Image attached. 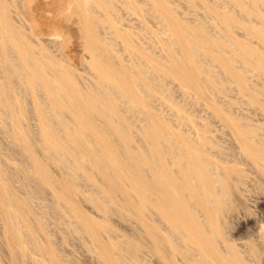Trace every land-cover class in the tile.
I'll return each mask as SVG.
<instances>
[{
    "label": "bare ground",
    "instance_id": "6f19581e",
    "mask_svg": "<svg viewBox=\"0 0 264 264\" xmlns=\"http://www.w3.org/2000/svg\"><path fill=\"white\" fill-rule=\"evenodd\" d=\"M189 1L193 6L196 3ZM204 1L208 6V0ZM164 3L70 0L73 11L67 9V14L78 18L85 38L83 52L88 54L82 64L87 69L82 73L56 61L44 43L16 27H10L11 34L0 39V55H17L0 65V122L6 121L9 138L22 147L27 165L38 176L33 180L43 179L44 188L50 187L57 200H46L42 211L34 210L30 201L29 207L52 232L75 234L85 247L82 249L98 264H255L249 245L238 248L228 232L235 220L231 217L237 209L235 202L244 193L238 187L245 183L246 175L218 159L227 153L222 135L213 132L210 123L198 121L194 109L203 105L245 156L264 165V131L253 120L237 118L234 99L225 100L227 89L233 87L243 102L264 111V88L253 89L251 82L252 77L264 79V55L252 54L253 47L248 45L252 33L251 39L248 33L244 37L248 42L243 40L246 33L242 41L238 34V41H233L240 28L248 31L250 22V26L245 22L246 26L239 27L238 17L210 7L213 22L224 35L233 37L231 41L207 31L205 37L207 27L198 24V29L196 20L191 26L181 20L178 27L169 19L172 32L166 18L173 19V13ZM158 9L169 11L164 21L159 20L166 21L164 25L177 43L169 40L173 36L159 39L153 27L147 26L155 23L157 12L161 13ZM122 10L141 18V31L122 17ZM0 27L4 28L2 21ZM203 34L204 39H198ZM117 44L120 49L115 48ZM158 47L165 50L164 59ZM87 73L89 76L84 75ZM175 88L199 105L190 102L184 107L172 100ZM26 99L36 103L40 126L22 134L19 111L28 104ZM60 108L65 117L56 113ZM174 114L183 123L171 119ZM185 114L194 118L187 119ZM168 116L174 128L164 124L162 117ZM55 167L60 177H69L80 188L91 187L96 195L77 198L78 189L70 190L48 173V168ZM23 172L12 180L21 179L28 187L32 179ZM82 182L89 186L79 184ZM84 202L91 205L92 217L78 209ZM237 203L238 210L245 209L244 203ZM8 214L18 230L6 223L5 232H0V263L20 264L27 257L28 264H63L52 248L40 246L29 232L22 233L26 225L35 226L26 204H12L5 212L0 204L1 220ZM65 214L73 219L71 223ZM48 222L56 227L51 229ZM37 229L40 233L39 226Z\"/></svg>",
    "mask_w": 264,
    "mask_h": 264
},
{
    "label": "rangeland",
    "instance_id": "374dc122",
    "mask_svg": "<svg viewBox=\"0 0 264 264\" xmlns=\"http://www.w3.org/2000/svg\"><path fill=\"white\" fill-rule=\"evenodd\" d=\"M13 1L14 0H0V11H2L5 7V10L0 12V16L1 14H3V18L2 16L0 17V22L2 21V26L4 27V28L0 27V39L6 38L7 35L11 34L10 27H16L17 29L21 30V32H24L28 36L31 35L33 39L34 38L35 40L39 39L40 44L44 43L45 46L48 47V50L50 51L49 54H51L53 57L55 56L56 57V58L54 57L55 59H58L56 61H59L60 63L63 62L62 64L66 65L69 68L71 67L72 70L73 68H75V70L78 69L79 71H81L80 73H82L84 69H87L86 67L82 66V64L87 61L88 54L83 52L82 45L84 44L85 38H84V34H82L81 29H80L81 24L78 23L77 17H75L74 15L73 17L72 16L69 17L68 16L69 14H67L68 11L69 13L73 11L70 8L71 7L70 0H16L15 4L10 6V3ZM163 1L165 2L164 4H168V6H171L173 8L172 9L171 7H169V11L171 9L172 10L171 12L173 13V14L169 13L170 16L173 15L172 17H174L175 19L176 18L178 19V20L176 19L177 21H175L174 18L172 19L171 17L169 18L167 16L166 18L167 22L169 19H171L172 23L177 22L178 24L181 20L182 21L185 20L184 22L186 24H188L187 22H191L188 25L190 24L192 25L197 21V25L196 23L194 25H196L195 27H197L198 29H200L198 27L200 25L198 24H201L207 27V29L206 28L204 29L201 26L202 29H204V33L206 35L205 37H207V34L205 32L207 31V33H209L211 36H216V37L218 35L220 37L223 36L224 38L222 37V39L220 37H217L218 39L220 38L221 40L224 39L223 41L228 42V41H231L230 40L231 38H233V37L230 38L229 37L230 35H224V33L220 31V28L217 27L218 25L215 24L216 21L213 22L209 14V11H212L210 7L212 8L214 7L216 9H218L217 7H220V11H222L221 13L223 12L226 13V14L223 13L224 15L226 16L232 15L235 18L238 17L239 19H242L241 21H239L238 18L237 19L234 18L237 21V23H240L238 25L239 27L240 25L246 26L245 22H247V24L250 22L249 24L251 25V27L252 26L253 27L252 28L249 27L250 25L248 24L249 26H247V28L249 27V29L246 32L244 31L245 28L244 29L242 28L241 30V28L239 29V27H237L239 31L237 29L238 33H236L235 37L233 38L235 40L233 41L237 40L238 35L240 37V39L239 38L238 39L242 41L241 38L244 35V33L246 34L243 36V40H245L244 37L248 36V34L250 36V37L248 36L249 39H251V35H252L253 38L251 40H248L249 42L251 41L250 42L251 44L249 43L248 45H250L251 48L253 47V49H251V52L252 51L255 52L252 54L257 55L256 53L260 52V54L263 53L261 55H264V50H263L264 49V39H262L264 37V0H245V1L239 0V3L236 2L238 4H236L233 0H208L209 2L208 6L204 0H196V3L194 6L191 4L189 0H163ZM165 6L166 8H168L167 5ZM158 10H160V12L163 13L164 15L161 16V13L159 14V12H157L158 13L156 16L157 22L155 21L154 23V21L150 19V21L151 22L153 21V22L151 25L147 24V26H149V28L153 27L152 30L156 31V36H158L159 39H162L163 37L166 38V36L167 38L169 36H170L169 38H171L173 34H171V32L169 33V29L170 31H172L173 25L170 22L172 26L171 27L169 22L166 23L167 25L169 24L168 27L170 26L168 29L167 25H164L166 21L163 22L165 19H162L164 18L165 15H167L166 13H168L169 11L164 12V10L162 9H158ZM250 10H252V12L254 11L255 12L251 13ZM122 15H123L122 17H126L127 20L130 19L131 22L133 21L132 22L133 26L135 27L137 26L136 30L141 31L140 28L143 25H141L140 17H136L133 14L127 15L126 11L123 12V10H122ZM259 15H261V17H259ZM134 16L136 17V19ZM160 17L163 21L159 20ZM126 18L125 19L123 18V19L126 20ZM202 18L203 20H201ZM186 20H189V21H186ZM193 20H196V21L194 22ZM184 22L183 24H185ZM243 22L245 25L241 24ZM127 23L129 22L127 21ZM178 25L176 26L180 27V25L182 24L180 23ZM138 26H139V29H138ZM165 27L167 28L168 35L165 31L166 30ZM162 29H164L165 32ZM198 29H195L196 32L194 31V33L197 34V36H198V32H197ZM172 32H174V29ZM199 32L201 33V30ZM240 32L242 35L240 34ZM254 32L255 34L253 35ZM163 33L164 34L166 33V34L164 35ZM173 37L169 39L171 40V42H173L172 40L175 39V37L174 38ZM200 37L198 39H204V34L202 38ZM47 39H54V41L50 43ZM177 41H178L177 39L174 40V42L176 43ZM248 41L245 40V42H248ZM190 42L191 44L193 43L192 41ZM176 43H174V45ZM195 43H197V39L194 40V43H193L194 46H195ZM117 46H115L116 49L121 48L120 45L117 44ZM157 50H158V53L161 59H164L165 50H163L161 47H158ZM121 54L123 55L122 52ZM16 57L17 55H11V54L7 56L0 55V65H2L3 61H9L11 58L16 59ZM84 75L89 76V73L84 74ZM253 78L254 77H252L251 79L250 77L252 84H254L253 89L256 86H257L256 88H259V87L261 88V86L262 88H264V79H261L259 77L254 78V79ZM256 81L258 84L260 83L259 86L257 83H254ZM227 90H230V92L228 93ZM227 90H226L227 96L225 95L226 96L225 100H227V98L229 101L234 99V101H232V103L234 102L233 111H235L234 113L238 114V116L235 114L237 118L239 119L245 118V120L248 119L247 122L248 121L250 122L251 120H253L251 123L252 124L254 123L253 125L255 127L261 126V130L264 131L263 129L264 128L263 127L264 111L260 108L259 109H257L256 107L254 108L253 106L249 105L245 101L243 102V98L240 97L239 94L235 92L236 93L235 95L234 91L236 90L233 87L232 88L230 87ZM231 92H233L234 94ZM170 97L172 100H174L178 104L183 105L184 107L188 106L190 102H193V103L197 102L194 100L193 97H190L188 95L185 96L183 92L180 91L179 88H175V92L174 90L171 91ZM27 101L28 99H26V103ZM197 103H198L197 105H199V102ZM236 103H238V105ZM29 104L30 102L28 101V104H26L24 109L19 111L21 112L23 116V124L21 125L23 128L22 134L30 130L37 131L40 126L38 117L34 111L36 109V106H35L36 103L34 104L31 103L30 105ZM242 104L243 105L246 104L245 107ZM46 105H48V102L46 103ZM235 105L239 107H236ZM240 105L243 107V110ZM44 107L46 106L44 105ZM199 107L200 108L198 109H194V112L197 113V115L195 114L196 115L195 117L197 118V120L201 122L206 121L210 123V126L212 127L213 132H216L222 135V138L220 141H221V144H223L222 147L225 146V150L227 153L225 156L219 157L218 159L223 158L224 159L223 161L227 166L236 167V169L240 170L242 174L246 175L245 183L238 187V188L244 189V193L241 194L240 192V196L239 198H237L235 202L237 205V209L234 211L233 215L231 216V217L235 216V220L232 223V227L228 229V232H230V234L228 233L229 237L235 242V245L238 248H239L238 245L240 244H244V245L248 244L249 245L248 249L252 256L251 258H253V260L255 261V264H264V165L263 164L257 165L254 162V160L251 159L249 155L245 156L241 152V150H239L238 147L235 146L233 142H231V138L226 133H224L223 131L219 129L218 127L219 125L218 124L215 125L214 123L215 119H213V117L205 111V108H203L204 106L200 104ZM249 108L250 110L246 111ZM167 112L168 111H166V113L164 112L166 116L168 115ZM56 113L58 114V116L62 115V117H65V115L62 114L63 110H61V108ZM185 115L187 119L194 118V116H191L189 114H185ZM166 118H169V116L162 117V120L166 122V123L164 122V124L172 126L171 122L168 121ZM171 119L176 120L178 123H183L177 117L176 114H174L173 117H171ZM182 126H183L182 129H186L184 125ZM8 128L9 126H7L6 121L0 122V204H1L2 212L7 211L8 207L12 204H16L17 207H19L21 203L26 204L29 210L31 211L33 219L35 220V223H34L35 226H33L32 228L31 226L26 225L27 229H24L22 231L23 234H27L29 232V235L32 234L33 237L37 239L40 246H43V247L49 246L50 248H52L53 251L58 255L60 261L63 264H98L94 261V259H91V257L89 256L90 254L87 252L86 249H82L85 247L84 245L82 247V244L80 243V241L74 237L75 234H72L69 232H58V233L52 232L46 226L45 220L40 219L37 213L34 211L36 207H38L37 209H39V211L40 210L42 211L43 208L45 207L44 205H45L46 200L48 202L49 199H54V200L56 199L54 198V195H52V189L50 187H48V189L44 188L46 185V182L43 179H39V181L33 180V177L38 179V176L32 171V168H30V165H27L25 154L23 152L22 147L18 143H16L15 141L9 138L7 134ZM170 131L173 135H177L175 133V129L171 128ZM102 136L105 137V134H103ZM23 171L27 172V174L32 179V182L27 184L28 187L23 185V182L21 181V179L12 180L13 178H17V177L20 178L21 174H24ZM48 173L52 175L54 178H56L57 180L63 181L70 190H73L74 188L78 189L79 193H77V198H80V197L85 198V197H91V195H96V191L92 189L91 187L80 188L77 185V183L72 181L69 177L67 178L60 177L59 176L60 171L58 170L57 167H55V169L48 168ZM79 184L89 186L88 182H82ZM41 185H44V186L41 187ZM29 201L31 202L30 205L31 207H33L34 210L29 207ZM237 201H241L242 203H244V206H245L244 210H238ZM90 207L91 205L86 202L78 205V209H80L82 212L92 217L93 214L91 213ZM49 211L50 210H48V212ZM64 217L69 223H71L73 220L68 214H65ZM49 219L52 220L53 218L49 217ZM6 223H9V225H11L12 228H16L18 230V225L16 221L12 218L11 215L8 214V216L5 218V221L1 220L0 218V232L1 233L5 232ZM52 223L53 222H48V224H50L51 229L53 226ZM38 226H39L40 233L38 229L36 231L34 230ZM54 227H56L55 224L53 226V229ZM116 229L120 231L119 227H116ZM0 240L3 241L2 238H0ZM27 240L31 241V239L29 238H27ZM43 260H45V257H43ZM0 264H3V263H0ZM20 264H28L27 257H23Z\"/></svg>",
    "mask_w": 264,
    "mask_h": 264
}]
</instances>
